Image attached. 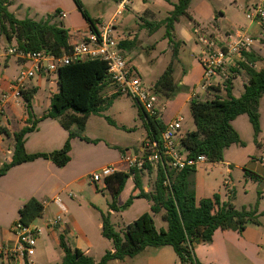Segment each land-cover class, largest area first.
<instances>
[{
    "label": "trees",
    "instance_id": "16d2710c",
    "mask_svg": "<svg viewBox=\"0 0 264 264\" xmlns=\"http://www.w3.org/2000/svg\"><path fill=\"white\" fill-rule=\"evenodd\" d=\"M74 1L90 28L96 29L98 21L90 18L80 0ZM191 1L180 0L167 18L147 25L151 34L165 26V37L173 45V60L153 87L164 100L173 98L179 90L174 77V61L179 55L178 44L174 42V27L182 16H190L188 9ZM12 3L13 0H0V34L4 35L8 42L15 40L19 48L26 52L47 50L54 56L69 52V31L64 28L62 22V24L56 22L58 12L41 20L31 18L21 20L9 12ZM262 28L264 30V24ZM124 45V42H120L122 49ZM260 61H263V57L256 51H243L237 67L230 69L231 74H239L243 71L247 75L248 81L239 98L232 94L234 88L232 80L236 78V75H232L223 85L210 86L204 98L195 96L191 99L190 113L195 130L186 132L181 139V146L188 158L198 159L205 156L207 162L220 163L224 160L226 150L231 146H244V141L233 126V122L242 115L248 116L254 130L255 143L259 144L261 126L258 105L264 96V68L258 71L255 66ZM57 75L58 92L51 97L49 110L44 117L59 119L63 128L69 132V139L58 151L49 154H28L25 139L26 135L34 130V125L14 133L12 160L0 167V177L15 166L39 158L49 159L60 168L65 167L70 161L71 141L74 138L91 141L85 135L90 116L98 115L102 105L110 107L113 99L123 95L116 91L108 97L103 95L112 81L108 76L107 64L100 60L72 63L62 67ZM222 86L225 96L221 94ZM36 93L37 89L34 88L21 93L28 122H32L33 99ZM139 108L147 129L146 139L160 141L165 124L161 119L150 116L142 107ZM107 120L114 124L112 120ZM74 126L76 131L72 130ZM1 134L10 135L3 127H0ZM246 172L256 177L253 172ZM195 173L194 167L175 171L158 164L146 165L142 169L134 168L129 172H116L107 177L106 188L113 198L111 210H118L116 201L129 179L133 178L135 187L123 208H128L134 199L143 198L151 204V212L142 214L129 224L124 232L115 229L110 212L102 213V235L112 241L113 251H107L99 262L83 251L69 246L65 234L59 235V246L64 253L60 264H108L113 260L133 258L149 247L166 246L173 248L180 264H200L195 261L193 255L196 244L210 243L219 229L243 232L248 223L258 224L257 206L255 209L238 210L232 199L223 203L218 194L197 202L194 191ZM148 175L154 176L155 180L152 187L147 185L149 190L146 191L144 179ZM43 212L42 203L32 198L19 211L18 223L23 226L33 225L43 216ZM160 214L162 220L167 223V228L157 226L156 217ZM25 262L28 264L27 259Z\"/></svg>",
    "mask_w": 264,
    "mask_h": 264
},
{
    "label": "crops",
    "instance_id": "0c3cea01",
    "mask_svg": "<svg viewBox=\"0 0 264 264\" xmlns=\"http://www.w3.org/2000/svg\"><path fill=\"white\" fill-rule=\"evenodd\" d=\"M113 1L117 6L111 19L107 23L105 21H98L96 26L100 27L102 25L111 23L114 25L115 33L118 28L117 19L125 12H123L121 15L116 16L119 0ZM146 1L147 0H134L133 4L125 11L130 12L132 8L138 6L139 12H141L142 15L154 16V13H152L151 10L144 8L146 5ZM141 2H143L144 4H141ZM166 2H168L170 6L174 4H171L169 0H166ZM248 3L247 6L250 7V5H252L250 3L252 2ZM159 4L162 5L161 2H159ZM173 9L174 7L171 6V9L167 10L166 17H163V19L152 23L163 21L169 16ZM76 10L77 9L73 8L70 12L57 11L58 17L62 19L61 21H64V19L69 18L70 14L72 15L73 13H77L78 11ZM143 10L145 11L143 12ZM54 13L55 12H53V14L51 15H54ZM60 13H65L66 17L62 18L60 16ZM76 23L77 22H73L74 26L71 29L72 31L68 30L70 38L73 41L75 40L77 34L84 33L88 29H90L89 23L87 21L78 22L77 24ZM178 24L179 22H177L174 27V42L178 44L179 50L178 58L174 61L175 72L177 65L181 63L180 54L181 50L183 49V45H186L184 41H180L177 38L178 36H181V34L179 35L177 32ZM259 24L262 27L263 24ZM143 26H147V24ZM142 27H140V30L142 29ZM163 28H165V26L161 27L158 31L162 30ZM248 29L249 28L247 27L246 30L248 31ZM210 33L221 37L225 35L220 34L219 31ZM161 40H163L167 44V46L163 48V52H167L169 50V55L172 56L173 59V45L169 42V39H167L165 35H163ZM120 41L125 43L123 49L129 66L140 76L142 66L140 65L141 60L139 55L140 51L145 50L144 48H141L142 40L140 39L138 34H130L129 36L121 38ZM157 45L158 42H156L154 47H156ZM150 48L151 46L149 47V49ZM138 49L140 51H138ZM203 49L204 48H202L200 56L198 57V61L201 66V60L204 57ZM6 66L4 67L5 69ZM182 72L184 74V77L179 78L181 79L179 84L188 89L187 93L184 95V102L190 105V101L193 98L194 94H198V96L204 98L206 94L204 95V93L200 89V85L202 82L197 83L196 85H193L191 87L192 77L189 75V73H186L184 68H182ZM47 78L49 79L50 77ZM12 80L13 79L9 80L8 78H6L4 74L0 76V94L8 93ZM214 80L217 81L218 78ZM175 81L177 82V80ZM32 82L30 81L28 83V89H36L35 84H33ZM220 82L221 81H218L217 85L221 84ZM196 86L198 87V90H195ZM36 95L33 99L32 122H28V114L26 112L25 104L22 98L18 99L17 103L16 99L11 98V103L6 106L4 114L0 116V127L5 128L10 133L9 136L5 134L0 135V156H7L5 163H10L12 160L15 143L13 134L20 132L26 127L34 125V130L28 133L25 139V148L28 154H49L58 151L64 147L65 143L69 139V132L63 128L59 119L44 117L49 110L51 96H48V103L46 104L40 103L38 99H36ZM113 105L110 108H113ZM102 113L103 112H100L98 115H91L88 119L85 130V135L88 139H90L91 141L99 140L100 142L93 143L91 141H85L80 138H74L71 141L70 161L65 167L60 168L49 159L39 158L33 162H27L15 166L11 168L5 175L0 177V235L2 239V241L0 242V246H13L16 243L17 238L13 231V228L19 221V211L32 198L37 199L44 206L42 217L46 216L47 211L55 214L54 217L59 214L64 215L63 225L57 230L56 234H54L55 232L46 230V228H44V224L42 228L43 233L41 231V236H38V242L43 241L44 245L47 247V250H49L48 242L58 241L59 246V235L65 234V238L69 246L74 249L76 248L83 251L86 255L92 257L96 262H99L107 251H113L112 241L103 237L101 219H97V231L96 229H91V231L87 229L84 230L80 226L74 215H72L71 213V205H73L72 203L76 202L77 208L75 209H82L84 210V212L87 211L93 218L98 216V214L101 215L102 211L110 212L111 219H114V217L117 216V219L123 222L124 229L142 214L151 212V204L143 198L134 199L132 204L128 208H123V206L129 200L128 195L125 192L129 188L130 196L133 193L135 187L133 178L129 179L125 189L116 201V205L118 207L117 211L111 210L109 201L107 200L106 196H104L107 207L106 210H102L100 206H97V204H93V200L91 198L98 195H95L93 193L94 195L92 194L91 198H85L83 196L84 193H89V186L91 184H94L91 182L92 173L100 170L105 166L110 165L120 167L123 170L124 167L122 165V151L129 149L127 145L123 144V136L119 134V132L124 133L129 131L128 124L121 122L119 123L117 120H112L114 124H111L106 120V122L103 121V124L99 123L100 126L98 128H95L93 131L90 130L91 124L93 122L92 118L98 117L99 119H103L104 116L102 115ZM160 119L165 125L171 122V120H163L162 118ZM6 145L8 146L7 149H5ZM142 147L143 144L140 147V151H142ZM261 161L263 162V159ZM258 162L260 161L257 160L256 164ZM1 164L2 163L0 160V167ZM220 164L228 166L230 163L228 161H222ZM210 169H213V167H210ZM204 170L207 172L206 175H208L206 177H209L211 175L210 172H214L213 170ZM229 170L231 171V169H228L227 173H230L231 175L232 171L230 172ZM204 173L196 172V175L198 176L199 174L202 177ZM103 182L105 184V180H103ZM95 185L98 184L96 183ZM209 186L210 183L206 182V180H204L203 178L197 184L195 190L197 202L204 198H211L214 194H218L221 198V202L223 203H227L232 199L231 195L228 194L223 196L222 194H220V192L217 193L216 190L210 192L211 194H209ZM144 188L146 191L149 190V187L147 185H145ZM104 189H107L106 184ZM72 190L78 191L81 194V198H83L84 200L78 198L76 195L75 197H71L70 194H72ZM56 198L60 199L65 205L67 209L65 213H61L60 208L55 203ZM111 199V201H113L112 196ZM91 223L93 222L91 221ZM156 223L159 228H167V223L162 220V214L156 217ZM254 225L256 226L255 228H260L259 220L258 224ZM256 233V229L251 230V227H246L243 232H239L233 229H219L213 235L212 241L210 243H201L194 246L193 255L195 261L200 264H264V244L259 239H255V236H253V234ZM91 234H94V236H91ZM260 237H262L261 234ZM60 250L61 253L58 255V257L62 262L64 253L61 248ZM0 259L2 260V263L5 264V258L3 257ZM27 262L28 264H37L33 257L27 259ZM108 264H179V258L173 248L170 246L162 248L149 247L133 258H126L121 261L113 260Z\"/></svg>",
    "mask_w": 264,
    "mask_h": 264
},
{
    "label": "rangeland",
    "instance_id": "374dc122",
    "mask_svg": "<svg viewBox=\"0 0 264 264\" xmlns=\"http://www.w3.org/2000/svg\"><path fill=\"white\" fill-rule=\"evenodd\" d=\"M80 1L90 18L99 22L105 21L106 23L111 19L117 6L113 0ZM179 1L180 0H169L171 4L174 3L171 5L172 7L178 4ZM159 2H161L162 5L159 4ZM248 2L253 3L255 0H192L188 9V14L190 16H182L180 18L179 24L177 25V32L179 35L181 34V36H178L177 38L180 41H184L186 45H183V49L180 54L181 63L177 65L176 72H174V77L175 80H177L179 90L176 95L169 100L160 98L158 109L161 112V118L163 120L172 121L176 118L182 119V134L195 130V124L190 113V105L184 102V95L187 93L188 89L179 84L181 80L179 78L184 77L182 68H184L186 73H189L192 77L191 87L197 83H201L204 75L203 67L198 61V57L200 56V52L203 48L202 43L198 40V34L202 35L203 33L217 31H219L220 34H226L228 32H233L238 28L247 29L248 27L249 29L247 33L253 40L250 50L256 51L263 57V61L258 62L255 69L260 71L264 68V30L262 31V27L258 22L251 23V21L246 18V11L249 7L247 6ZM141 4L144 3L141 2ZM171 6L168 2H166V0H147L144 8L151 10L156 17L142 15L137 6L132 8L130 12L124 11L125 13L117 19L118 28L114 33L116 38L120 40L130 34H138L142 40L141 48H144L145 50L140 51L138 49V51H140V65L142 66L140 78L147 88L153 89L155 83L159 80L173 59L172 56L169 55V50L167 52H163V48L167 46L166 42L161 40L163 35L166 33L165 28L155 32L154 34H150V27L143 25H149L152 22H156L163 19V17H166L167 10L171 9ZM73 8L77 9L76 11L78 12L73 13L72 15L70 14L69 18L64 19V21H61L62 19L59 17L56 19L58 24H62L61 22H64V28L72 31L71 29L74 26L73 22H86L83 13L79 11L74 0H13V3L9 6V12L13 13L16 18L21 20L25 18L41 20L53 14V12H70ZM144 11L145 10H143V12ZM140 27H142L141 30ZM0 40V52L7 47L15 46L17 44L15 40L11 43L8 42L5 36L1 34ZM156 42H158V45L154 47ZM150 46L151 48L149 49ZM5 66L6 69L4 68ZM28 67H30V63L25 64L24 62L18 61L15 57H0V76L4 74L9 80L16 78L19 73ZM229 70L230 69H228L225 74H221V77H218L217 81L214 80V84L217 85L218 81H221L220 85H223L224 81L228 79V77L236 75V78L232 80L234 84L232 94L234 97L239 98L244 92L245 83L248 81L247 75L243 71L239 74H231ZM47 77L50 78L48 79ZM57 77L58 75L56 74H52V76L37 75L31 80L37 89L36 99H38L40 103L47 104L48 96L50 95L52 97L58 92ZM197 86L195 87V90H198ZM222 88L221 94L225 96L226 93L224 87L222 86ZM114 91L115 86L111 84L105 89L103 95L105 97L111 96V93ZM112 105L113 108H110ZM112 105L110 107H107L106 105H102L100 107V112H103L102 115L104 118H92L93 122L90 130L93 131L95 128H98L100 126L99 123L103 124V121L106 122L107 119L117 120L119 123L128 124L129 131L124 133L119 132V134L123 136V144L127 145L129 148L126 150H130L131 152H135L140 155V147L147 138V129L143 118L140 116V108L138 104L131 97L120 95L113 99ZM258 113L260 116L261 126V133L258 137L259 144L255 143L254 130L248 116H239L233 122V126L239 132L245 145H233L226 150L223 161H228L230 163L228 166L220 164L221 162L217 164L210 162L198 164L196 172L205 173L202 177L199 174L197 176L195 173L194 191L196 190L197 184L203 178L206 182L210 183V189L208 191L209 194H211L210 192L216 190L217 193L220 192L223 196L228 194L231 195L232 202L238 210H242L243 208H246L247 210L255 209L257 206L260 228H255L256 226L252 223H248L246 227H251V230L256 229L257 233L253 234V236H255V239H259L264 244V96L261 98L258 105ZM72 130L76 131V127L74 126ZM91 142L98 143L100 141L92 140ZM7 147L8 146L6 145L5 149H7ZM6 159L7 156H0L2 163L1 166L5 164ZM262 159L263 162L261 161ZM257 160L261 163L258 162L256 164ZM210 167H213V169H210ZM204 169L208 171L213 170L214 172H210L211 175L206 177L208 175H206L207 172ZM228 169H231L232 172L229 170L231 175L230 173H227ZM246 171L254 172L256 177L249 175ZM154 180V176L151 177L148 175L145 177L144 183L145 185L152 187ZM97 184L98 185L91 184L89 186L90 189L88 190L89 193H84L83 196L85 198H91L93 193L98 195L91 198L93 200V204H97V206H100L102 210H106L107 207L104 196H106L109 204L111 205L113 203V201H111V194L108 189H104L105 184L103 180ZM71 192L78 198L83 199L78 191L72 190ZM125 193L128 195L129 199V188ZM72 204L71 213L84 230H95L98 222L97 219L102 220V213H108L107 211H102L101 215L98 214V216L93 218L89 212H84L82 209H75L77 208L76 202ZM54 215L55 214L52 212L47 211L45 217L39 218L35 221V225L41 229L42 233V228L46 219H53ZM62 217L64 219L63 214ZM91 221L93 223H91ZM111 222L117 231L124 232L123 222L118 220L117 216L114 217V219L112 218ZM56 232L54 234H56ZM260 234L262 237H260ZM91 236H94V234H91ZM1 241L2 239L0 235V242ZM48 249L49 250H47L43 241L37 242L35 256H32L37 264H59L61 262L58 257L61 253L58 241H49ZM4 262L5 264H26L24 260L19 259L8 260L5 258ZM0 264H3L1 259Z\"/></svg>",
    "mask_w": 264,
    "mask_h": 264
},
{
    "label": "built area",
    "instance_id": "2783aa9c",
    "mask_svg": "<svg viewBox=\"0 0 264 264\" xmlns=\"http://www.w3.org/2000/svg\"><path fill=\"white\" fill-rule=\"evenodd\" d=\"M134 0H119L116 16L127 10ZM62 18L65 13H60ZM246 18L253 22L264 24V0H255L246 11ZM202 31V30H201ZM198 40L203 45V59L201 60L204 75L200 85L201 91L208 93L210 86H216L214 79L220 78L228 69L236 68L243 51H250L253 44L251 36L246 29L238 28L228 32L224 36L213 33L198 34ZM120 40L114 35V25L107 24L96 29H88L77 34L75 40L69 39V52L54 56L47 50L24 51L18 44L5 48L0 52V57H15L18 61L30 63L10 83L8 93L0 94V116L4 114L6 106L11 103V98L21 99V93L28 89V83L37 75L49 76L58 74L62 67L72 63L87 60H100L108 66V76L115 86V91L131 97L139 107H142L150 116L161 118L158 109L159 95L154 89L147 88L140 76L129 66L124 50L120 47ZM232 66V67H231ZM230 71V70H229ZM198 96L194 94L193 97ZM182 119L176 118L165 125L160 141L146 139L143 143L141 154H135L126 150L122 154L123 170L117 166H105L91 175V182L96 184L105 180L116 172H129L131 169H142L148 166L165 165L170 170L182 171L207 162L205 156L198 159L188 158L181 146ZM125 170V171H124ZM71 197L75 195L70 194ZM55 203L61 213L67 211L65 205L58 198ZM63 225L62 214L45 222L46 230L56 232ZM13 231L16 235V243L13 246H0V258L8 260L29 259L35 255V248L41 229L37 226H23L17 223Z\"/></svg>",
    "mask_w": 264,
    "mask_h": 264
}]
</instances>
